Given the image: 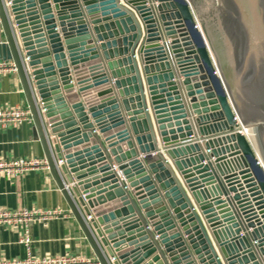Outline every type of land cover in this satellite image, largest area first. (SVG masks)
Listing matches in <instances>:
<instances>
[{"label":"water","instance_id":"95a60500","mask_svg":"<svg viewBox=\"0 0 264 264\" xmlns=\"http://www.w3.org/2000/svg\"><path fill=\"white\" fill-rule=\"evenodd\" d=\"M156 1L181 83L147 0H0V59L15 65L35 156L100 264H264V172L234 133L235 116L254 129L264 164V0L255 26L229 0L238 56L235 33L217 26L215 37L212 26L206 44L195 42L187 2ZM139 66L163 150L206 226L166 159L150 156L159 149ZM89 151L107 191L84 181Z\"/></svg>","mask_w":264,"mask_h":264},{"label":"crops","instance_id":"0c3cea01","mask_svg":"<svg viewBox=\"0 0 264 264\" xmlns=\"http://www.w3.org/2000/svg\"><path fill=\"white\" fill-rule=\"evenodd\" d=\"M4 40L3 32L0 29L1 43L4 42ZM135 59L138 62L136 55ZM139 70L141 73L146 105L148 107V112L155 133L154 143L159 149L158 152H153L150 156H157L159 153L166 159L168 165L171 167L173 173L181 183L187 197L195 207V211L201 218L203 225L206 226L182 177L173 165L172 160H170L167 156L166 151L163 150L157 125L151 112L145 79L140 66ZM4 107H27L22 87L16 73L0 75V109ZM85 112L87 113L86 108ZM89 122H91L90 118ZM31 129L32 123H24L18 126H7L5 128L0 126V159L11 160L18 158L39 157L35 156L37 149L33 148L34 143L31 140ZM68 141V144L71 146L70 150L72 151L75 149L80 150L81 145L79 144L83 142L82 139L77 140L74 137H71ZM91 153L92 152L89 151L82 155L83 159L81 160L86 162L83 166L87 167L90 164L88 161L90 157L88 156H92ZM77 163L78 162H75V164ZM77 168H79V166H77ZM95 168L97 169V165L84 169V181H88L89 185L94 189L100 186L101 189L99 191H107L108 187H104L105 183L101 178L103 174L99 172V169H97L95 173L87 172L88 170ZM115 171L120 174L116 165ZM94 179H97L95 181L97 182L96 185H92L94 184L92 181ZM120 179L123 180L121 176ZM103 195L105 194H102L101 196ZM104 202H109L106 197H104ZM33 208L41 210H56L60 212L57 217L48 220L47 222L33 223L30 225L29 234L32 239L31 253L33 256L44 257L73 255L93 260L96 259L48 169L41 168L32 170L27 172L25 175L16 178L0 177V209L30 210ZM120 220L121 218L115 219L116 222H119ZM118 226L120 230H124L121 223H119ZM126 234L127 233L125 232L123 236H126ZM209 237L212 241L211 236ZM19 238L20 230L18 228L0 224V259L16 258L24 254L23 248L19 244ZM214 247L217 251L216 246Z\"/></svg>","mask_w":264,"mask_h":264},{"label":"built area","instance_id":"2783aa9c","mask_svg":"<svg viewBox=\"0 0 264 264\" xmlns=\"http://www.w3.org/2000/svg\"><path fill=\"white\" fill-rule=\"evenodd\" d=\"M156 0H147L146 6L151 9V12L157 20L158 31L160 34L159 44L163 47L168 61L174 71L175 78L172 80L177 83H181L183 77L179 75L176 63L174 62L172 51L170 49V39L165 36V32L158 18V12L156 10L158 6ZM189 9L193 15L190 4L187 2ZM9 4H4V9L7 10ZM197 23V22H196ZM21 65L29 76L30 70L28 68V58L20 57ZM7 73H16V68L13 61H3L0 60V75ZM187 105V101H185ZM39 110V109H38ZM44 110H39V114H43ZM195 116L191 117L192 119ZM238 128L234 131L235 134H240L245 137L248 142V137L246 135L245 128L240 123L239 119L235 116ZM24 123H32L31 113L28 107H4L0 109V126L5 128L7 126H18ZM48 169L47 162L41 157H31V158H18L11 160L0 159V177L5 178H16L25 175L27 172L36 169ZM115 168V166H114ZM66 190L70 194V189L67 186ZM60 212L56 210H41V209H0V224H4L10 227H16L20 230L19 244L23 248L24 254L22 256L11 258V259H0V264H100L97 259L83 258L73 255L66 256H44L38 257L33 256L31 253L32 239L29 234V227L33 223L47 222L55 217H57Z\"/></svg>","mask_w":264,"mask_h":264},{"label":"rangeland","instance_id":"374dc122","mask_svg":"<svg viewBox=\"0 0 264 264\" xmlns=\"http://www.w3.org/2000/svg\"><path fill=\"white\" fill-rule=\"evenodd\" d=\"M191 6L193 11V18L195 21V25H199V30L202 32L204 37L207 39V31L209 27H214V35L218 37V32L216 27L222 28V31L228 35L229 33H235L233 36L235 38L230 40L234 45L235 54L238 56L241 49V41L237 38V29H236V21H235V10L234 7L231 6L229 0H185ZM197 22V24H196ZM197 25V26H198ZM231 36V34H230ZM195 38L196 34H195ZM228 38V36H227ZM229 39V38H228ZM198 40V39H197ZM262 170L263 167L261 166Z\"/></svg>","mask_w":264,"mask_h":264},{"label":"bare ground","instance_id":"6f19581e","mask_svg":"<svg viewBox=\"0 0 264 264\" xmlns=\"http://www.w3.org/2000/svg\"><path fill=\"white\" fill-rule=\"evenodd\" d=\"M238 3H242V8H243V13L246 15V17L250 20V26H255V24L257 23L258 25L261 23L260 22V15L258 12V7L256 4L255 0H236ZM197 24V23H196ZM198 25V24H197ZM196 25V32H194V34H196L197 39L195 38V35H193V40L195 42H198L200 40V38L203 40V42L206 44V39L204 37V35L202 34V32H200L199 30V25ZM213 62V61H212ZM246 135L249 138L248 139V143L252 149V151L254 152V155L256 157V161L258 163V165L261 167H263L264 169V164L263 161L260 157V153H259V146H258V140H257V136L256 133L254 131L253 128H248L246 130ZM262 169V168H261ZM264 172V170H262ZM256 174L258 175V177L260 178V174L256 172Z\"/></svg>","mask_w":264,"mask_h":264}]
</instances>
